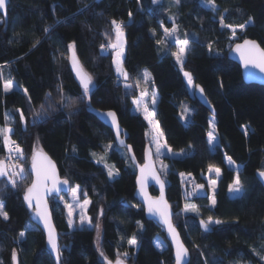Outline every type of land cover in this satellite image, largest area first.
Instances as JSON below:
<instances>
[{
	"label": "trees",
	"instance_id": "16d2710c",
	"mask_svg": "<svg viewBox=\"0 0 264 264\" xmlns=\"http://www.w3.org/2000/svg\"><path fill=\"white\" fill-rule=\"evenodd\" d=\"M214 5L207 0L9 1L7 18L0 14V128L13 130L9 135L23 149L20 162L26 172L16 187L0 188L8 216H0V264H12L13 250L18 264H56L24 202L34 148L48 153L70 187H80L81 198L89 200L91 222L100 221L97 246L96 229L70 228L63 205L49 198L59 235V264H113L118 255L125 264H173L162 227L145 218L134 197L136 169L126 149L115 144L110 129L91 113L113 111L142 163L148 125L132 110L142 70L150 74L157 93L155 118L164 142L172 150H191L165 157L167 174L160 173L173 224L190 253L188 264H264V189L255 176L264 171V86L244 82L239 65L227 56L234 43L247 38L264 49V0H214ZM113 20L125 34L121 63L127 80L115 73L110 47H101L116 38ZM174 24V39L189 41L181 68L174 43L164 33ZM229 26L236 28L235 39ZM70 44L92 76L87 95L69 69ZM182 71L202 87L214 115L191 96ZM9 81L12 87L5 91ZM72 101L76 103L68 107ZM210 118L217 136L212 150L207 142ZM6 151L0 136V159ZM93 153L104 155L116 173L110 177ZM229 157L238 170L228 167ZM210 165L221 170L215 190L198 195L187 180L206 188ZM236 177L243 191L231 196L229 185ZM150 192L156 194L152 188ZM184 201L197 211H186L183 222L178 212ZM209 217L212 230L205 233L198 221L208 222ZM132 238L135 246L128 243ZM156 239L164 244L162 249Z\"/></svg>",
	"mask_w": 264,
	"mask_h": 264
},
{
	"label": "snow or ice",
	"instance_id": "6c2138e0",
	"mask_svg": "<svg viewBox=\"0 0 264 264\" xmlns=\"http://www.w3.org/2000/svg\"><path fill=\"white\" fill-rule=\"evenodd\" d=\"M152 2L157 3L158 0H152ZM176 2L178 3L179 0H176ZM5 3H6V0H0V9L5 8ZM207 3L209 5H212L213 7H215L214 0H207ZM111 23L113 25V31L115 32L116 42H114V43L110 42L108 46L113 48V49H116L114 63H117V72L120 73L121 75H123L124 78L127 80L128 74L123 71L122 66L119 63V57L123 53V36H124L123 28L121 26V23H119L115 20H113ZM221 23H223V20H221ZM161 27L162 28L164 27L163 24H161ZM229 27H231V26H229ZM238 27L240 29H244L245 25L241 24V25H238ZM176 29H177V26L174 24L172 29L164 28V33L166 36L174 35L176 32ZM47 30L48 29L46 28L45 31H47ZM233 35H235L234 29H233ZM159 42L160 41H158V43ZM177 44L179 45L178 51L174 52L173 55L175 56L177 63L182 64L183 60H184L185 53H186V49L189 46V41H188V39L179 40V41H177ZM101 47L103 48L104 45H101ZM68 48H69V51L71 52L70 60L72 63L73 70L76 72L77 78L79 79V81H80V83L84 89V95H87L89 92V85L92 84V82H93L92 76L89 75L83 69V67L80 65L78 59L76 58L74 46L70 44L68 46ZM235 51L240 53L241 59L244 61V63L246 65L251 64L254 67L259 68L262 72H264V49H261L260 46L256 43V41L245 39L243 44H237L236 45ZM184 75L188 80L189 86H193V79H192L191 74L188 72H185ZM144 78H145V80H147L149 78V74L147 73V70H145ZM11 87H12V84H11V81H9L4 85V90L8 91ZM195 87L199 88V85H195ZM200 91L203 92V89H200ZM145 95H147V92L141 93V97H144ZM63 99H64V96H63V93L61 90V102L63 101ZM133 102L138 104V106H139V103H141L142 101H133ZM75 103H76L75 101H72L68 105V107H72ZM153 103H155V93H153ZM41 107L43 109V105ZM49 107H50V105H49ZM185 111H187V109H185ZM37 115H39V113H37ZM144 115H145V119L148 120L150 125L154 124V114L149 112L146 106L144 108ZM106 116L112 118L113 125L116 124L115 113L109 111L108 113H106ZM6 119H7V117H6ZM21 120L22 121L24 120L22 113H21ZM210 127H213V126L210 124ZM12 131L13 130L11 128H8V127L0 128V136L3 137L4 146L6 149H8V151L10 153H18L20 155V158L24 159L25 154L23 152V149L20 148V146L16 143V141L10 139L9 133H11ZM153 131L155 133L154 142L156 144L157 155H159L161 147H166V145L162 146L159 142L160 138L163 136V133L160 131L158 124H156L154 126ZM213 132H214V128H213V131L208 132V143L209 144L213 143V141L215 139ZM121 143H123V141H121ZM130 150L131 149L129 148V151ZM73 151H75V149H73ZM105 151H107V149H105ZM169 151H171V149H169ZM148 155L149 154L146 152V160H147ZM93 156H96V153H93ZM8 159L11 160L12 156L10 155L8 157ZM133 159H134V157H133ZM103 160H104L103 156L98 157V161H103ZM228 160L231 163L230 157L228 158ZM17 167H19V172L15 171V169ZM105 167H109V166L107 164H105ZM6 168L10 169L12 171V176L16 177L17 179H19L21 177V175L26 172L25 167H22L18 164L5 165V162L3 160H0V176H7L8 175V171L6 170ZM145 169H151V166L146 163L144 168L141 169L142 174H144ZM114 171H115V168H114V166H112L109 169L108 175L111 177L114 174ZM209 171L210 172L214 171L217 176H220V174H221V170L219 168L213 167L212 165L209 166ZM31 172H32V175L34 176V179L32 180L31 185L29 187H27L24 199L26 202H28L29 207H32V201L33 200L36 201V204H35L36 215L44 222L45 228L48 230V243L51 245L52 251L57 254V259L59 260V248H58L57 243H56V233H55L54 229L51 227L50 217L47 214V204L43 200L42 193H45V194L46 193H59V191H60L59 185H67L68 181H67V179L60 180L59 177L57 176V173H56V166L52 163L50 158L46 154H44L42 150L40 152H37L35 148L33 149V153L31 156ZM150 174L155 176L154 172H151ZM181 175L183 176L184 174L181 173ZM259 175L261 177H264V171H260ZM9 183H11L13 187L17 186L16 180L10 179ZM138 183H140L141 191H143L142 181L138 180ZM49 184L51 185L50 188L48 187ZM210 184H211V186H213V189H214L215 181H211ZM196 187L201 188L203 186L197 185ZM77 191H78V186L72 188V195L74 198L77 195ZM229 191H233V192H237V193L243 191V184H242V181L240 180L239 177L235 178L233 183L231 185H229ZM86 195L87 194H85V196ZM146 202L148 204V211L150 213H153V212L159 213L163 222L167 225L168 230H169L170 234L172 235L173 243L176 247V264H182L183 258L187 256V249L184 247L183 243L180 241L179 234L176 232L175 228L173 227V225L170 222L168 205L163 200V185H161V198H160V200L151 201L149 198L146 200ZM211 202L213 205L216 203L214 197H213ZM88 204H89V201L87 199H84L82 204H78L75 206L71 205V204H66L65 206L67 208H69V216H71L72 215V209L74 207L78 206L81 209H83ZM184 210L196 212L197 208L195 205H187L186 204ZM0 216H3L4 219H8L7 213L4 211V206L2 203H0ZM81 219L83 221L86 219V217L82 216ZM69 223L71 225V223H72L71 220L69 221ZM137 223L139 224V222H137ZM211 223H212L211 217H209L208 222L201 221V225L205 230L209 229V226ZM215 223L220 224L221 221L216 220ZM96 228H97V233H98V237H99L100 226L98 223L96 225ZM20 235L23 236L24 233L22 232ZM128 243H129V245L135 246L137 241L135 238H132V239H129ZM157 247H160V245L157 244ZM101 255H103L102 252H101ZM127 255H128V253L123 254V256H125V257ZM12 259H13V264H15V261H16L15 250H13ZM105 259L107 260V257H105ZM107 264H112V262L108 261ZM115 264H124V260L118 255L117 259L115 261Z\"/></svg>",
	"mask_w": 264,
	"mask_h": 264
},
{
	"label": "water",
	"instance_id": "95a60500",
	"mask_svg": "<svg viewBox=\"0 0 264 264\" xmlns=\"http://www.w3.org/2000/svg\"><path fill=\"white\" fill-rule=\"evenodd\" d=\"M9 1L10 0H6L5 8L4 9H0V14L2 15V17L4 19L7 18V6H8ZM244 40L245 39H243L240 42L234 43L229 48V50L227 52V56H228V58L231 61H233V62H235V63H237L239 65V67L241 69V74H242V78H243L244 82L253 83V84H258V85L264 86V72H262L259 68L254 67L251 64L246 65L244 63V61L241 59L240 53L235 51L236 45L237 44H243ZM247 40L256 41V40H253V39H250V38H247ZM256 43L259 45V43L257 41H256ZM260 48L263 49L261 46H260ZM70 57H71V52L68 51V66H69V69L72 72V74L74 75V77L76 78V80L79 83V85L82 87L79 79L77 78L76 72L73 70ZM82 89H83V87H82ZM200 89H202L201 86H199V88L194 87L193 97L201 105H203L205 108H207L212 113V115H214V110H213L212 106L210 105L207 97L205 96L204 91L201 92ZM109 111H99V110L92 109L91 113L104 126H106L107 128L110 129V131L113 134L115 144L118 147H122V148L126 149L128 157H129L131 163L134 165V167L136 169L134 197L142 205L143 210H144L145 218L148 219V220L155 221L158 225H160L162 227V229L164 231L165 238L168 241V243H169V245H170V247L172 249V257H173V261H174L173 264H176V247H175V245L173 243L172 235L170 234L167 225L163 222V220L160 217L159 213H155V212L150 213L148 211V204L146 202V200L149 199V198H150L151 201L160 200V198H161V185H163V200L168 205V212H169V215H170V222L173 225V227L175 228L176 232L179 234L176 226L173 224V221H172L173 211H172V208H171V206L169 205V203H168V201L166 199V185H165V182L163 181V179H162V177H161V175H160V173H159V171H158V169L156 167V160H155L153 151H152L150 145H146V147L144 148V152H143V161H142V163H139L136 160L135 156H134L132 148L130 147V145H128L126 143V139H125L126 138V131L118 123V119H117L116 115H115V121H116L115 125H113V123H112V118L106 116V113H108ZM111 112H113V111H111ZM121 141H123V143H121ZM129 148L131 149L130 151H129ZM41 150L43 151L44 154H46L50 158L52 163L56 166V173H57V176L59 177V179L60 180H65V179H63L60 176L59 170H58V167H57L56 163L48 155V153H46L43 149H40V148L36 149L37 152H40ZM146 152L149 154L148 157H147V160H146ZM133 157H134V159H133ZM146 163L151 166V169H145L144 174H142L141 169L144 168ZM29 172H30V175H31V182L29 184V186H30L31 183H32V180L34 179V176L32 175V172H31V162H30ZM151 172H154L155 176L151 175L150 174ZM259 172L260 171H256L255 172V176H256L257 180L259 181V183L262 185V187L264 189V177H261L259 175ZM138 180H141L142 183H143V191H141V185H140V183H138ZM48 187L50 188L51 185L49 184ZM59 188H60L59 193H46V194L42 193L43 200L47 204V214L50 217L51 227L54 229V231L56 233V243H57L58 248H59V235H58V232H57L56 227L54 226V223H53V220H52V214H51V210H50V206H49L48 200L52 196L58 197V196H61L63 194H67L70 191V188H71L70 187V183L68 182L67 185H59ZM151 188L155 190L156 194H151V192H150ZM24 196H25V194H24ZM24 202H25L26 206L28 207L31 222L33 224H35L42 231V233L44 235L45 247H46L47 251L49 252L50 256L53 258L54 262L56 264H59V260L57 259V254L52 251L51 245L48 243V230L45 228L44 222L36 215V208H35L36 201L35 200L32 201V207H29V204H28V202L25 201V199H24ZM201 221L202 220L198 221L200 229L203 232H205V233L211 232V230H212L211 227L209 226V229L205 230L202 227V225H201ZM179 238H180V241L183 243L184 247L187 249V247L185 246L184 242L182 241V239L180 237V234H179ZM189 261H190V253H189V250L187 249V256L183 258L182 264H188ZM12 264H13V259H12ZM15 264H18L17 254H16Z\"/></svg>",
	"mask_w": 264,
	"mask_h": 264
},
{
	"label": "rangeland",
	"instance_id": "374dc122",
	"mask_svg": "<svg viewBox=\"0 0 264 264\" xmlns=\"http://www.w3.org/2000/svg\"><path fill=\"white\" fill-rule=\"evenodd\" d=\"M233 29L236 31V28H232V27L230 28L231 33H232L231 36H230L231 39H235L237 37L236 33H235V35H233ZM168 37H169L170 41H173L174 47H175V52H177L178 51V48H179V45L177 44V40L174 39V36L173 35H169ZM106 42H107V47H109L108 45H109L110 42H108V41H106ZM114 42H116V38H115V40L112 43H114ZM187 49H186V51H187ZM124 50H125V34L123 36V53L119 57V63H120L121 66H122L121 60H122V57L124 55ZM109 51L112 53V62H113V66H114V69H115V73L117 75H119L120 77L124 78L123 75H121L120 73L117 72V63H114L116 49H113V48L110 47V50ZM184 59H185V56H184ZM175 61H176V58H175ZM183 62H184V60H183ZM176 63H177V61H176ZM177 64L181 68L183 63L182 64L177 63ZM122 69H123V67H122ZM144 73H145V70H142L139 73L138 78L136 79L135 85L133 84L134 85V88H135V91H136V96H135V98L132 99V108L134 110L133 112L141 115L144 118V120L146 121L147 125H148L147 126L148 127L147 128V137H148L149 145H150V147H151V149L153 151V154H154V157H155V160H156V167H157L159 173H161L163 176H165L167 174L168 166L165 163L164 158L165 157H169V158L170 157H181L183 155L189 154L191 152V150H189L188 153H187V149L188 148H186L184 150H181V151L180 150H172L164 142L163 137H161L160 140H159V142H160V144L162 146L163 145H166V147H161L160 154L157 155L156 144L154 142V135H155V133L153 131L154 126L156 124H158V122H157V120L155 118V106H156V102H157V93H156V90H155V88L153 86V82H152V78H151L150 74L147 72L149 74V78L147 80H145ZM182 73H183L184 79L186 81L188 91H189V93L192 96L193 95V91H194V87H195L194 82H193V86H189L188 80H187V78L184 75L185 71H182ZM142 92H147V95H145L144 97H141V93ZM153 93H155V103H153ZM133 101H142V102L139 103V106H138V104L134 103ZM145 106L147 107V109H148L149 112H151V113L154 114V124H151L150 125L149 122H148V120L145 119V115H144V108H145ZM210 124L213 127H210ZM214 127H215V120H214V118H210L208 132L209 131H213V128ZM213 134H214V137H215L213 143H211V144L208 143V146H209V148L211 150L217 144V136L215 134V128H214ZM207 142H208V134H207ZM169 149H171V151H169ZM6 150H7L6 151V154L0 160H3L5 162V165L18 164V165L22 166V163L20 162L22 160L20 158V155L18 153H10L8 151V149H6ZM10 155L12 156V159L11 160L8 159V157ZM100 156H103L104 157V160L103 161H98V157H100ZM95 159H96L97 162L101 163V165H103V166H105V164H107L105 162V156L102 155V154L96 153ZM226 161H227L228 167H230V168H232L234 170H238L239 169V166L238 165L233 164L232 162L230 163L228 159H226ZM107 168H108V171H109V169L111 167L109 166ZM6 170L8 171V175L7 176H0V179H2V180H0V188H4L5 185L11 184V183H9V180L10 179L16 180V182H17V181H19L20 179H22L25 176V173H23L21 175V177L19 179H17L16 177H13L12 176V171L10 169H7L6 168ZM15 171L19 172V167H17L15 169ZM115 173H116V171H114V174ZM204 176H205V179H206V188H204L203 185H202L203 187L197 188L196 187L197 184H193V182L190 179L187 180V182L190 184L191 191H193V192L196 191L195 193H197L198 195H204L206 190H207V193L211 194L212 192H214L215 187H216V180H217L218 176L215 174L214 171L210 172L209 169H208V171L206 172V174ZM211 181H215L214 189H213V186H211V184H210ZM77 186L78 185H73L70 188V191L66 194V197L58 196V197H56V199H57V201L59 203H61L63 205V207L65 209V213H66V217H67L68 223H69L70 220L72 222L71 225L69 223L70 228H73V227H76V226H78V227H80V226L81 227L86 226V227H92V228L96 229V240H95V244L98 246L99 237H98L96 225L98 223L99 226H100V221L98 220L99 219V217H98L97 222L95 224L93 222H91L90 217L87 214V209H88V205L89 204L85 208H83V209H81L78 206L74 207L72 209V215L71 216H69V208H67L65 206L66 204H71V205H74V206L75 205H78V204H82L83 201H84V199H87V198H84V199L81 198V195H80L81 191H80V187L79 186H78V191H77L76 197L75 198L73 197V195H72V188L77 187ZM229 194L231 196H234V195H236L238 193L237 192H233V191H229ZM186 204L187 203H185V201H184L183 206L180 208V212H178V218L181 221H183V222L185 221V217H186V211L184 210ZM187 205H189V204H187ZM82 216H85L86 217V219L83 220V221L81 219ZM99 231H100V229H99ZM155 242H156V246H157V244L160 245V247H158V248L162 249L164 247V244L161 242L160 239H156ZM261 260L264 263V255H262ZM114 264H115V262H114Z\"/></svg>",
	"mask_w": 264,
	"mask_h": 264
},
{
	"label": "built area",
	"instance_id": "2783aa9c",
	"mask_svg": "<svg viewBox=\"0 0 264 264\" xmlns=\"http://www.w3.org/2000/svg\"><path fill=\"white\" fill-rule=\"evenodd\" d=\"M102 45H104V47H103V48L107 47V42H105V41H104V42H102ZM190 180H191V181H193V180H192V178H191Z\"/></svg>",
	"mask_w": 264,
	"mask_h": 264
},
{
	"label": "crops",
	"instance_id": "0c3cea01",
	"mask_svg": "<svg viewBox=\"0 0 264 264\" xmlns=\"http://www.w3.org/2000/svg\"><path fill=\"white\" fill-rule=\"evenodd\" d=\"M132 110H133V108H132ZM134 111V110H133Z\"/></svg>",
	"mask_w": 264,
	"mask_h": 264
}]
</instances>
